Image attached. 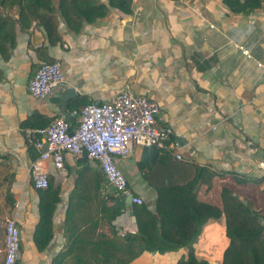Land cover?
<instances>
[{
  "label": "crops",
  "instance_id": "0c3cea01",
  "mask_svg": "<svg viewBox=\"0 0 264 264\" xmlns=\"http://www.w3.org/2000/svg\"><path fill=\"white\" fill-rule=\"evenodd\" d=\"M59 32L62 41L54 44L42 27L19 32L11 58L0 55V264L9 217L21 228L20 262L51 264L67 241L64 221L77 172L99 169L90 165L95 160L70 154L64 170L48 162L61 202L54 236L40 250L34 239L39 189L21 122L33 112L69 119L75 97L106 102L125 87L160 103L158 127L169 140L157 156L136 146L117 158L132 194L153 209L158 188L185 184L196 166H205L215 175L210 187L206 177L198 183L199 200L222 207L221 191L228 187L264 214V5L245 15L231 12L222 0H133L131 13L112 8L78 33L61 21ZM49 60L61 62L66 79L49 98L38 99L27 85L40 62ZM125 207L114 224L118 231L135 232L132 207ZM229 241L223 214L203 224L192 246L198 258L219 263ZM187 252L186 246L144 252L131 264H176Z\"/></svg>",
  "mask_w": 264,
  "mask_h": 264
},
{
  "label": "trees",
  "instance_id": "16d2710c",
  "mask_svg": "<svg viewBox=\"0 0 264 264\" xmlns=\"http://www.w3.org/2000/svg\"><path fill=\"white\" fill-rule=\"evenodd\" d=\"M222 1L231 12L245 15L264 5V0ZM132 4L133 0H0V55L5 61L11 58L19 32L42 27L54 44L62 41L61 21L69 31L78 33L85 24L105 17L112 8L131 13ZM3 74L0 68V80ZM87 103L75 97L68 109L80 111ZM54 118L33 112L21 122V127L25 132L27 128L46 126ZM70 122L74 125L76 116ZM162 138L165 143L169 141L164 135ZM29 152L32 158L39 154L31 144ZM214 175V171L206 172L205 166H196L191 181L158 188L153 209L145 203H134L132 213L137 230L120 235L114 221L126 210L125 195L109 184L102 170L83 167L77 172L66 208L67 241L51 264H131L144 252L162 254L184 246L188 252L176 264H264V214L228 187L221 191L222 207L198 199V183L206 177L210 187ZM39 196L40 217L34 239L43 250L54 236L53 218L61 202L60 188L53 185L50 176L49 186L39 189ZM223 214L230 241L222 261L198 258L192 244L203 224Z\"/></svg>",
  "mask_w": 264,
  "mask_h": 264
},
{
  "label": "built area",
  "instance_id": "2783aa9c",
  "mask_svg": "<svg viewBox=\"0 0 264 264\" xmlns=\"http://www.w3.org/2000/svg\"><path fill=\"white\" fill-rule=\"evenodd\" d=\"M65 79L60 61H41L29 79L28 91L35 98L47 99ZM160 112V103L149 94H139L125 87L106 102H91L80 111H71V119L76 116L74 125L66 116H58L46 126L27 128L26 143L39 151L30 165L33 186L36 189L49 186L48 162L51 161L57 170H64L67 154L76 158L86 155L99 164L112 187L125 196L132 195V204L145 203L143 197L129 190L117 158L130 155L136 146L167 147L158 127ZM45 145L47 148L42 150ZM176 156L182 157L180 153ZM261 166L264 168V162ZM118 232L120 235L126 233L124 230ZM20 259L21 228L15 217H9L5 221V250L1 264H22Z\"/></svg>",
  "mask_w": 264,
  "mask_h": 264
},
{
  "label": "water",
  "instance_id": "95a60500",
  "mask_svg": "<svg viewBox=\"0 0 264 264\" xmlns=\"http://www.w3.org/2000/svg\"><path fill=\"white\" fill-rule=\"evenodd\" d=\"M68 92L71 93L72 90H69ZM65 105H67L66 102L64 103V106ZM68 118L70 119V117H68ZM46 148H47V145H45L42 150H45ZM144 152L147 153L148 155H151V157H154V156L158 155L159 148L157 146H155V145L145 146L144 147ZM84 157H85V159H88V157L86 155ZM90 165L96 166V167H98L100 169V166L94 161H90ZM124 198H125L126 206L128 208H131L132 205H133L132 204V195H126V196H124Z\"/></svg>",
  "mask_w": 264,
  "mask_h": 264
},
{
  "label": "rangeland",
  "instance_id": "374dc122",
  "mask_svg": "<svg viewBox=\"0 0 264 264\" xmlns=\"http://www.w3.org/2000/svg\"><path fill=\"white\" fill-rule=\"evenodd\" d=\"M112 187L111 186H109V189H111Z\"/></svg>",
  "mask_w": 264,
  "mask_h": 264
}]
</instances>
